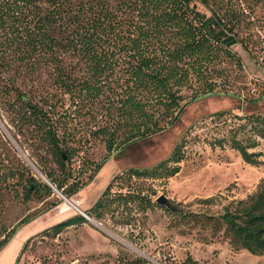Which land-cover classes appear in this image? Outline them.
Returning a JSON list of instances; mask_svg holds the SVG:
<instances>
[{"label":"trees","instance_id":"1","mask_svg":"<svg viewBox=\"0 0 264 264\" xmlns=\"http://www.w3.org/2000/svg\"><path fill=\"white\" fill-rule=\"evenodd\" d=\"M193 1L0 0V105L14 113L19 133L40 134L65 180L44 169L42 173L66 197L88 185L110 157L94 163L87 176L83 169L71 167L76 149L69 141L75 140L73 130L81 128L77 118H89L88 136L103 139L111 154L168 130L190 102L210 95H241L246 85L242 58L233 49L242 42L232 24L235 16L221 14L219 6H212L208 16ZM202 2L211 6L209 0ZM247 119L251 135L246 140L233 138L232 147L246 162L257 164L261 153L249 149L264 139V113ZM182 160L177 147L156 166L123 171L87 213L103 220L120 211L118 222L131 224L135 212L154 204L131 185L126 193L114 191L116 181L169 177L179 172ZM44 187L49 193L55 190L49 184ZM38 189L31 175L23 191L25 201ZM209 218L213 227L224 229L234 249L264 255V181L256 192ZM34 219L25 215L10 230L4 229L0 252ZM85 222L88 219L78 214L39 234L57 235Z\"/></svg>","mask_w":264,"mask_h":264},{"label":"rangeland","instance_id":"2","mask_svg":"<svg viewBox=\"0 0 264 264\" xmlns=\"http://www.w3.org/2000/svg\"><path fill=\"white\" fill-rule=\"evenodd\" d=\"M209 2L211 6L193 1L208 16L212 6H219L221 14L235 16L232 24L242 42L233 49L242 58L246 85L240 96L210 95L190 102L168 130L111 154L103 139L88 136L89 118L76 119L81 128L73 130L75 140L69 141L76 149L71 167L83 169L87 176L94 163L110 156L88 185L67 197L86 212L116 175L130 168L156 166L177 147L181 151L180 170L172 176L116 181L114 191L126 193L131 185L142 189L154 204L135 212L131 224L118 222L121 213L117 211L103 220L91 217L73 224L57 235L39 234L81 210L58 191L47 192L43 169L65 180L56 158L40 134L19 133L14 113L0 105V239L4 229L10 230L25 215L35 218L0 252V264H264V255L234 249L224 229L213 227L209 218H217L226 205L256 192L264 181V139L249 149L261 153L257 164L246 162L232 147L233 138L246 140L251 135L247 117L264 113V0ZM218 112L225 114L219 117ZM71 125L69 120L67 126ZM31 175L39 189L25 201L23 191ZM161 195L169 198L170 208L156 202ZM172 207L175 211L169 210Z\"/></svg>","mask_w":264,"mask_h":264},{"label":"water","instance_id":"3","mask_svg":"<svg viewBox=\"0 0 264 264\" xmlns=\"http://www.w3.org/2000/svg\"><path fill=\"white\" fill-rule=\"evenodd\" d=\"M47 184H49L52 188H54L56 191H58L64 198H66L68 201H69V199L60 191V190H58L51 182H50V180L47 178ZM70 201H72V200H70ZM73 202V201H72ZM157 202L159 203V204H161V205H167V206H169L170 205V203H169V198L168 197H166L165 195H161L160 197H158L157 198ZM74 203V202H73ZM78 207V209L79 210H81V214L84 216V217H86L87 219H91V217L89 216V214L86 212V211H82V209L79 207V206H77Z\"/></svg>","mask_w":264,"mask_h":264},{"label":"bare ground","instance_id":"4","mask_svg":"<svg viewBox=\"0 0 264 264\" xmlns=\"http://www.w3.org/2000/svg\"><path fill=\"white\" fill-rule=\"evenodd\" d=\"M42 177L47 181V177H45L44 175H42ZM69 202L73 205V207L78 208L77 205L75 203H73L72 201L69 200ZM81 208V207H80ZM82 209V208H81ZM83 211V209H82ZM85 211V210H84Z\"/></svg>","mask_w":264,"mask_h":264}]
</instances>
